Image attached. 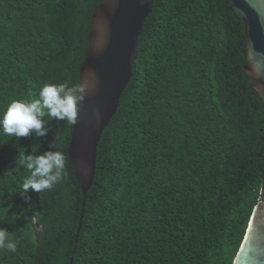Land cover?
<instances>
[{"label":"trees","instance_id":"1","mask_svg":"<svg viewBox=\"0 0 264 264\" xmlns=\"http://www.w3.org/2000/svg\"><path fill=\"white\" fill-rule=\"evenodd\" d=\"M102 0H0V113L46 83L79 84ZM133 78L98 148L84 211L68 149L0 132V228L17 243L0 264H233L264 201V105L244 72L243 22L228 0H155ZM61 151L52 189L21 194L19 152Z\"/></svg>","mask_w":264,"mask_h":264},{"label":"water","instance_id":"2","mask_svg":"<svg viewBox=\"0 0 264 264\" xmlns=\"http://www.w3.org/2000/svg\"><path fill=\"white\" fill-rule=\"evenodd\" d=\"M154 2L102 0L91 17L89 51L79 77V84H86L89 90L80 105L68 149L83 195L76 244L87 197L95 181L99 144L133 78L139 38L153 12ZM228 3L243 22L244 72L264 105V0H228ZM94 109L99 110L98 116L93 115ZM233 264H264V201L254 209Z\"/></svg>","mask_w":264,"mask_h":264},{"label":"clouds","instance_id":"3","mask_svg":"<svg viewBox=\"0 0 264 264\" xmlns=\"http://www.w3.org/2000/svg\"><path fill=\"white\" fill-rule=\"evenodd\" d=\"M88 90L84 83H46L35 97L13 100L8 104L0 113V132L14 138L32 135L46 137L49 129L45 117L74 125ZM98 114L99 110L94 109L93 115ZM50 149L41 153L36 145H32L31 154L27 150L17 155L16 168L26 169L30 173L20 185V194L27 200L31 199L32 192L41 193L52 189L65 174L64 154L55 150L54 145H50ZM10 237L6 228H0V249L14 253L17 243Z\"/></svg>","mask_w":264,"mask_h":264}]
</instances>
